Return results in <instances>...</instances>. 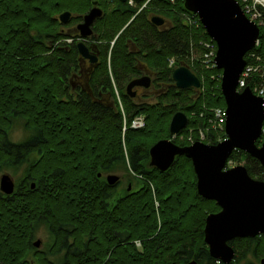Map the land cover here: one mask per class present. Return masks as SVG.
Returning <instances> with one entry per match:
<instances>
[{"label": "trees", "instance_id": "obj_1", "mask_svg": "<svg viewBox=\"0 0 264 264\" xmlns=\"http://www.w3.org/2000/svg\"><path fill=\"white\" fill-rule=\"evenodd\" d=\"M91 1L0 0V172L12 163H28L27 175L14 192L0 191V262L32 264L26 257L33 224L41 220L53 227L58 241L60 225L72 231L76 252L61 264H184L191 258L199 264H222L210 256L203 241L205 217L220 208L198 195L190 158L176 155L164 172L148 162L151 145L172 137L169 121L176 111L186 113L188 120L172 141L186 146L188 127L207 123L200 116L202 106L225 107L220 79L209 78L220 69H203L199 92L177 88L171 79L173 66H168L171 57L175 66L185 64L190 44L210 37L202 24L196 28L184 22L183 12H190L182 0H134L133 5L98 0L105 12L95 24L102 42V64L92 71L90 81L95 98L86 94L66 99L64 82L77 67L78 52L62 41L57 14H81ZM152 15L163 16L166 23L155 26ZM135 55L152 70L151 104L128 102L122 91V84L137 73ZM141 114L144 126L128 127L123 138V116L129 123ZM12 116L24 119L32 131L23 142L8 139ZM230 158L243 159L247 173L264 180L256 158L236 149ZM111 171H131L142 184L119 196L108 210L103 200L113 191L102 174ZM136 239L141 249L134 245ZM229 243L236 251L230 264H259L264 258V235ZM35 264L53 263L39 257Z\"/></svg>", "mask_w": 264, "mask_h": 264}, {"label": "water", "instance_id": "obj_2", "mask_svg": "<svg viewBox=\"0 0 264 264\" xmlns=\"http://www.w3.org/2000/svg\"><path fill=\"white\" fill-rule=\"evenodd\" d=\"M182 3L187 11L197 14L206 34L217 45L215 67L221 70L219 88L225 101L227 137L216 144L197 140L186 146L166 137L159 139L149 149L150 165L164 172L176 155L190 158L198 195L214 200L220 208L205 217L203 241L212 258L222 264H230L236 251L229 242L234 238L264 235V181L251 177L243 164L225 168L235 149L256 158L264 168V137L260 146L256 143L263 131L264 99L255 96L248 88L242 91L236 88L245 65L244 56L255 46L259 27L242 12L237 0H182ZM101 14L102 9L97 6V1H93L91 9L83 15V22L78 24L81 36L90 33V25ZM70 16L69 10H63L57 18L60 22H67ZM164 21L161 15L151 17L155 26ZM77 49L81 56L92 58L82 42L78 43ZM130 49L136 50L133 45ZM171 79L179 89L199 88L201 85L200 79L184 63L173 68ZM140 84L148 86V78L130 80L127 92ZM187 120L186 113L176 111L169 121V134L175 136L185 128ZM118 178L116 173H110L106 181L112 185ZM34 186L32 182L31 187ZM14 189L12 177L7 172L1 173L0 191L10 195ZM40 241L39 238L34 240L33 245L39 246ZM259 260V264H264V258ZM184 264L199 263L191 258Z\"/></svg>", "mask_w": 264, "mask_h": 264}, {"label": "flooded vegetation", "instance_id": "obj_3", "mask_svg": "<svg viewBox=\"0 0 264 264\" xmlns=\"http://www.w3.org/2000/svg\"><path fill=\"white\" fill-rule=\"evenodd\" d=\"M93 1H97V6L102 9V14L99 17H95V19L93 20V23L90 25V29H91L90 33L87 35L81 36L82 30L78 28V24L83 22V15L91 9ZM93 1H91V6L89 7L87 11L79 14V13L72 12L69 10L71 12L69 21L60 22L59 20L60 22L59 31H61L65 35V37L62 38V41L67 42V47H76V51L78 52L77 45L78 43L82 42L86 46L87 50L89 51L90 56H92V58L83 57L81 56L80 52H78L77 67L74 68V70L70 73L71 75L68 77L67 83L64 82V85H65L64 89L66 90V95H67L64 97L66 99H68V97H71L73 101L78 100L80 96L86 95V94L89 95L91 99L95 98V95L92 93V87L90 84L91 76H92L91 74L97 65L102 64L100 51L98 50L99 45L102 42L101 40L98 39L100 35L97 29H95L96 27L95 24L104 15L105 10L102 6H100L98 0H93ZM108 1L109 3L112 2V0H108ZM58 15L59 14H57V17ZM165 23H166V20L161 25H164ZM58 42L59 41H57V43ZM144 53L139 52L138 54L143 55ZM134 58H135V61H137L136 62L137 73L132 74L125 81V83L122 84L121 86L122 91L124 95L126 96V99L128 102H131L135 105H141L144 103L151 104L152 102H154V92L152 91L153 90L152 70L149 69L142 60H140V57L138 58L135 55ZM140 77L148 78L149 85L148 86H145L142 84L134 85L129 89V93H128L126 87L129 84V81L133 79H140ZM143 81H145V79ZM111 83L115 84V90L118 93L117 85H116V82H114L112 75H111ZM113 90H114V87H113ZM150 93H152L151 96H150ZM118 97L120 99L119 93H118ZM99 98L104 99V97H101V96H99ZM120 103H121V99H120ZM148 162H149V166L153 167L150 165V157H149ZM108 174H110V172H105L102 174L103 180L106 182L107 185H109L108 182L106 181V176ZM135 175L136 174L133 173V176ZM121 177L118 178V181L115 184L109 185L112 187V191H113L112 196L106 197L103 200L108 210L111 209L113 205L117 203L116 202L117 199H119V194L116 191V188L119 185V182L121 181L120 180ZM130 187L131 185L129 183L126 187V190L133 191V190H130ZM46 227L48 228V233L51 237V241L49 245L45 249H41L40 247H41V244L43 243H42V239L38 237L41 240L39 243V246L37 247L34 246L33 242L34 240H37L38 238L37 239L33 238V231H32V235H31L32 239H31V244H30L31 248H30V251L28 252L26 259L29 260L32 264H35L36 259H38L39 257H43L51 261L53 264H61L62 261L65 260L66 257L72 256L76 252V247H74V236H72V231L71 230L67 231L68 228L66 226L60 225L61 237L63 238V239L61 238L62 241L60 240L61 241L60 242L58 241V237L55 234V230L53 229V227H51L48 224H46ZM119 234L120 236L122 235L120 232ZM37 253L39 255H37Z\"/></svg>", "mask_w": 264, "mask_h": 264}, {"label": "built area", "instance_id": "obj_4", "mask_svg": "<svg viewBox=\"0 0 264 264\" xmlns=\"http://www.w3.org/2000/svg\"><path fill=\"white\" fill-rule=\"evenodd\" d=\"M239 2L242 12L247 16V18L254 22L259 27V35L255 40V46L249 49L245 54V65L237 81V91H242L246 88L250 89L251 92L264 99V32L261 28H264V0H237ZM130 5L134 4V0H127ZM145 6V3L143 4ZM183 20L188 25H194L196 28L199 27L200 20L197 14L190 12H183ZM190 52L188 55V61L186 66L195 73L201 81V86L198 88L199 92L203 87V81L205 75L203 72L204 68H214L215 67V53L217 45L212 39L201 38L198 40V44H190ZM175 64V58L171 57L168 60V66L172 67ZM194 68V69H193ZM221 73H211L209 78L216 80L220 78ZM114 93L117 95L118 104L120 105L121 111H123V106L118 98V93L115 90V84H113ZM264 107V103H263ZM206 112V113H205ZM205 113V114H204ZM192 116V114H191ZM200 116L205 117L206 124L198 125L196 127H189L186 133V140L189 143L195 141L202 142H215L224 140L227 137L225 132V119L226 110L225 107H207L202 106ZM144 124V115H137L128 123L125 115L122 120V134L125 130L129 128H142ZM262 134L264 136V124L262 127ZM124 145V142H123ZM124 147L125 155L127 154L126 148ZM232 158L228 159L226 162V167H231L229 164ZM157 206V205H156ZM136 243V242H135Z\"/></svg>", "mask_w": 264, "mask_h": 264}, {"label": "rangeland", "instance_id": "obj_5", "mask_svg": "<svg viewBox=\"0 0 264 264\" xmlns=\"http://www.w3.org/2000/svg\"><path fill=\"white\" fill-rule=\"evenodd\" d=\"M61 13V11H60ZM113 44V43H111ZM153 91V90H152ZM152 95V93H150V96ZM210 106H208L209 108ZM196 115V111L192 113V116L194 117ZM11 120V125L8 128V139L12 142H23L24 139H26L32 131L28 130L25 125H24V119H21L17 116L15 117H10ZM192 127V126H191ZM189 128V127H188ZM190 129V128H189ZM188 131L186 130V133ZM124 134V133H123ZM123 134H121V136H123ZM177 136V135H175ZM175 136L172 137H166L169 138L170 140H173L175 138ZM124 138V136H123ZM182 138V137H181ZM123 143H122V147H123ZM126 148V147H125ZM124 150V147H123ZM127 152V149H126ZM125 154V151H124ZM231 166L233 165H241L244 164L243 163V159L241 161H236L234 158L231 159L230 163ZM27 167H28V163L26 161H24L23 164L21 165H15L14 163H12V165H7L4 166L2 168L3 171L0 172H7L12 179L15 181V184L21 182L24 177L27 175ZM110 173H116L119 178L121 176V181L119 182V185L116 188V191L118 192L119 196L123 195L125 192H127L126 187L127 185L130 183L131 187L130 190H134V188H137L138 186H140L142 183L140 182L141 177H138V175L133 176V174H131V171H129L128 173L125 171H111ZM264 181V180H262ZM16 187V185H15ZM153 189V188H152ZM154 191V189H153ZM157 205V207L159 206V202L158 200L155 199V206ZM33 238L37 239L38 237L42 239V243L41 244V249H45L50 241H51V237L48 233V228L46 227V223L44 221H38L36 223L33 224ZM136 242V243H135ZM134 245H136L139 249L142 248V244H141V240L140 239H136L134 241ZM240 262H242V260H240Z\"/></svg>", "mask_w": 264, "mask_h": 264}]
</instances>
